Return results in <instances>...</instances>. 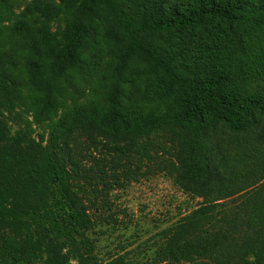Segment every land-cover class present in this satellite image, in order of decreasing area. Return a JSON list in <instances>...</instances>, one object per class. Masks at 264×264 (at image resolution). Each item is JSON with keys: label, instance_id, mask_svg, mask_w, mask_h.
Masks as SVG:
<instances>
[{"label": "trees", "instance_id": "trees-1", "mask_svg": "<svg viewBox=\"0 0 264 264\" xmlns=\"http://www.w3.org/2000/svg\"><path fill=\"white\" fill-rule=\"evenodd\" d=\"M154 174L199 200L155 264H264V0H0V264H100Z\"/></svg>", "mask_w": 264, "mask_h": 264}, {"label": "rangeland", "instance_id": "rangeland-1", "mask_svg": "<svg viewBox=\"0 0 264 264\" xmlns=\"http://www.w3.org/2000/svg\"><path fill=\"white\" fill-rule=\"evenodd\" d=\"M91 237L100 264H155L162 232L198 206L163 174L139 177L111 195ZM75 264V262L73 263Z\"/></svg>", "mask_w": 264, "mask_h": 264}]
</instances>
